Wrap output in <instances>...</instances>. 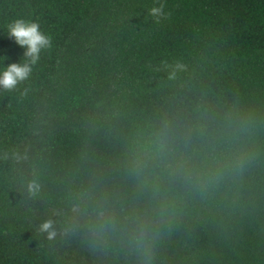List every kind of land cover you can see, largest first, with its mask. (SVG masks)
<instances>
[{"label":"trees","instance_id":"1","mask_svg":"<svg viewBox=\"0 0 264 264\" xmlns=\"http://www.w3.org/2000/svg\"><path fill=\"white\" fill-rule=\"evenodd\" d=\"M160 3L170 16L156 23ZM18 18L53 47L28 80L0 88V264H141L120 237L95 239L75 194L99 177L131 199V136L201 114L245 120L251 159L203 195L173 192L152 264H264V0H0V71L23 59L7 35ZM48 219L53 240L38 230Z\"/></svg>","mask_w":264,"mask_h":264},{"label":"clouds","instance_id":"2","mask_svg":"<svg viewBox=\"0 0 264 264\" xmlns=\"http://www.w3.org/2000/svg\"><path fill=\"white\" fill-rule=\"evenodd\" d=\"M165 5L153 6L149 15L156 23L167 19ZM7 35L25 49L23 59L0 71V88L12 91L28 80L42 52L53 47L52 37L41 31L38 22L15 19L7 24ZM2 60V58H0ZM185 66L175 63L169 79ZM25 88L22 95H26ZM212 126L203 114L195 122H178L165 117L134 133L125 146L121 163L123 179L132 185L131 199L111 189L103 178H94L82 187L72 203V212L83 217L100 243L120 237L141 257V264H152L153 248L159 239L158 226L169 214L176 189L205 194L230 175L243 172L251 156L243 148L250 135L248 123L225 114ZM39 184L32 181L28 191L35 196ZM48 240L57 237L55 221L38 226ZM69 230L65 229V234Z\"/></svg>","mask_w":264,"mask_h":264}]
</instances>
